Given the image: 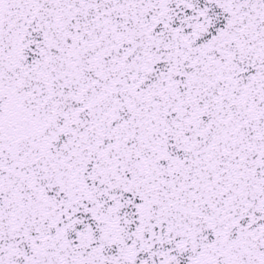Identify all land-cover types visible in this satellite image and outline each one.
Returning <instances> with one entry per match:
<instances>
[{
    "label": "snow or ice",
    "instance_id": "1",
    "mask_svg": "<svg viewBox=\"0 0 264 264\" xmlns=\"http://www.w3.org/2000/svg\"><path fill=\"white\" fill-rule=\"evenodd\" d=\"M0 264H264V0H0Z\"/></svg>",
    "mask_w": 264,
    "mask_h": 264
}]
</instances>
